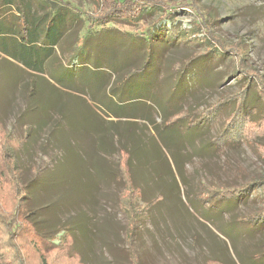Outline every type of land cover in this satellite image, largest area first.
Returning <instances> with one entry per match:
<instances>
[{
  "label": "rangeland",
  "instance_id": "obj_1",
  "mask_svg": "<svg viewBox=\"0 0 264 264\" xmlns=\"http://www.w3.org/2000/svg\"><path fill=\"white\" fill-rule=\"evenodd\" d=\"M66 1L77 8L85 24L87 13L96 9L98 0ZM45 2L63 5L60 0ZM200 4L212 11L214 35L228 46L242 40L244 69L254 68L264 75V0H200ZM162 14L161 8H148L141 22L156 29L165 23L189 29L195 20L193 10L184 6L174 9L173 20L156 23ZM135 23L140 25L138 20ZM194 29L200 30L196 36L181 33L169 40L161 69L163 75L181 74L184 64L179 66V62L193 58L197 74L186 71L187 83L179 91L186 97L187 109L204 110L226 92L237 91L246 79L240 80L231 57L206 31ZM153 43L154 50H163L168 44L162 37L149 39L145 47L139 43L144 58ZM83 45L79 42V48ZM86 51L88 67L74 71H80V80L90 79L91 83V65L108 70L115 60L94 53L89 58ZM77 62L75 58L73 64ZM143 64L148 66L149 61ZM155 72L152 69L153 75H147L142 71L143 83L127 96L150 99L157 131L142 119L130 123L129 119L109 117L87 95L53 87V75L44 74V79L17 70L0 55V119L4 130L16 140L14 153L29 184L35 220L54 230L68 224L86 264L128 263L126 227L128 215L133 214L138 215L140 228L132 239L143 264H264V257L259 256L264 244V137L257 143H227L218 149L212 138L223 129L232 110L228 105L212 126L203 122L181 142L176 132L179 114L166 107V93L173 96L177 86L171 82L177 77L165 78L160 86ZM123 82L121 78L115 81V90L124 88L120 87ZM76 84L80 85L78 79ZM256 97L251 89L249 102H256ZM94 111L102 115L104 123L96 119ZM170 113L172 117L167 118ZM113 119L116 124L112 126L109 121ZM184 121L187 125L189 119ZM125 141L131 149L138 148L131 171L142 197L137 192L131 197L130 191L138 190L121 179L127 177L125 156L119 150L120 142ZM234 188L248 190L238 198L225 195V189ZM146 202L152 204L149 209ZM30 237L27 233L23 240Z\"/></svg>",
  "mask_w": 264,
  "mask_h": 264
},
{
  "label": "trees",
  "instance_id": "obj_2",
  "mask_svg": "<svg viewBox=\"0 0 264 264\" xmlns=\"http://www.w3.org/2000/svg\"><path fill=\"white\" fill-rule=\"evenodd\" d=\"M60 1L63 4L61 7L49 5L45 0H0V55L6 62L14 65L17 70L20 68L22 71L43 76L44 79L47 78L44 74L53 75V87L87 95L107 116L129 119L130 123L142 119L152 124L157 131L159 124L154 118V105L150 103V99H147V102L143 100L145 96H127L130 90L139 88L143 83L140 74L142 71L153 75L151 70L156 69L160 86L165 78L177 77V81L171 82V86H177L173 96L169 97L170 92L166 93V107L168 111L179 114L176 126L180 128L176 132L181 142L187 140L191 130L203 122L212 126L228 105H232V110L224 120L223 129L212 138L218 149L222 150L227 143H257L264 137V75L254 68L244 69L246 59L243 56L245 47L242 40L228 46L212 33V11L202 6L200 0L180 3L163 0H98L96 9L87 13L85 24L74 5L66 0ZM181 6L191 8L195 15L189 29H181L178 23L170 26L165 23L156 29L157 27L141 22L148 8L155 11L162 9L163 14L158 17V23L162 20H173L174 9ZM137 20L140 21L139 26L135 23ZM195 26L206 31L207 37L217 44L224 54L231 57L237 72L241 74L240 80L246 79L237 91L226 92L216 104L204 110L187 109L184 105L186 97L179 91L185 81L187 83L185 72L193 70V58L179 62V66L184 64L181 74L173 72L167 76L163 75L161 69L169 40L175 39L181 33L196 36L200 30L194 29ZM131 37H134L135 42H131ZM156 37L167 39L168 44L163 50H154V43L151 44L152 50L144 58V47L149 39ZM79 42H84L83 47L79 48ZM139 43L144 47H139ZM86 48L89 58L90 54L94 53L99 58L108 56L109 60H115L112 67H107L108 70H102L99 65H91L89 69L94 76L91 83L90 79L80 80V71H74V68L88 67V58L84 56ZM75 58L78 62L79 58L81 60L77 62L78 65L73 64ZM144 60L149 61L148 66L143 64ZM59 61L62 62L61 66ZM193 72L197 74L196 70ZM204 77L203 74L200 79L204 80ZM119 78L124 80L120 85L124 88L115 90V81ZM77 79L80 85L76 84ZM200 83L203 85V81ZM35 85L36 82L30 87V91ZM251 89L257 94L254 103L249 102ZM121 90L123 91L120 92ZM171 114L166 115L167 118L172 117ZM95 117L104 123L102 115L95 112ZM186 117L189 119L187 125L184 123ZM109 123L112 126L116 124L114 119ZM3 126L4 123L0 119V264H86L82 254L75 248L74 237L68 224L62 223L54 230L49 224H40L35 220L34 211L30 209L29 184L24 180L23 170L17 164L14 153L16 140L11 138ZM127 130L133 133L132 129ZM119 148L120 153L125 156L123 165L125 164L127 171V177L123 178L122 175L121 179L125 180L130 188L138 190L130 191L131 197L134 192L142 197V189L134 185L131 171L133 156L137 157L138 148L135 146L131 149L126 141L120 142ZM126 189L127 187L122 189L119 195L121 198H124ZM246 189H225L224 192L230 198H238L248 190ZM146 203L149 209L152 204ZM136 221L138 215H128L127 264H143L140 251L132 239L140 228ZM27 233L31 237L23 240ZM57 239L59 242H56ZM259 256L264 257V244Z\"/></svg>",
  "mask_w": 264,
  "mask_h": 264
}]
</instances>
